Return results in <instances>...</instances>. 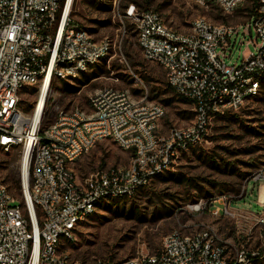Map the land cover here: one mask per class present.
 Listing matches in <instances>:
<instances>
[{"label":"built area","instance_id":"built-area-1","mask_svg":"<svg viewBox=\"0 0 264 264\" xmlns=\"http://www.w3.org/2000/svg\"><path fill=\"white\" fill-rule=\"evenodd\" d=\"M197 1H215L230 13L244 0ZM73 2L0 0V146L19 147L29 163L22 199L0 182V264H264V215L258 219L260 243L233 251L211 225L174 230L159 251L120 260L83 262L62 246L75 240L79 225L101 204L135 196L182 153L201 145L216 116L239 111L261 93L264 0L241 26L199 17L185 31L169 25L160 11L135 4L126 8L124 16L136 25L144 57L161 64L176 91L194 100L191 123L162 132L163 104L137 97L129 88L106 86L91 96L89 110L55 105L56 120L43 130L53 79L79 77L113 48L111 39H95L72 21ZM243 44L254 49L242 51ZM235 47L241 61H233ZM28 85L41 89L32 113L20 107ZM107 138L132 151L130 163L99 168L79 180L73 164ZM222 205L212 213L236 217L231 202Z\"/></svg>","mask_w":264,"mask_h":264},{"label":"rangeland","instance_id":"rangeland-1","mask_svg":"<svg viewBox=\"0 0 264 264\" xmlns=\"http://www.w3.org/2000/svg\"><path fill=\"white\" fill-rule=\"evenodd\" d=\"M135 4L160 11L166 22L185 31L192 22L205 17L214 23L241 26L249 19L252 0H244L233 12L224 11L215 1L197 0H74L71 19L87 29L95 39L109 38L111 52L86 73L74 79H54L47 100L42 129L56 120L55 105L70 110L90 109V98L106 86L129 88L137 97L145 96L166 107L161 119L162 132L174 125L191 123L195 105L178 99L168 91L165 68L144 57L135 23L125 18V10ZM250 37V36H249ZM251 38V37H250ZM253 38L255 34L253 33ZM254 45L243 44L242 51ZM233 61H241L237 47ZM230 61V58H228ZM39 85H28L20 94V107L32 113L40 97ZM29 108V109H28ZM216 116L207 139L198 147L182 153L165 172L120 206L101 204L77 229L73 242H65L64 251L76 260H120L142 252L155 253L164 237L174 231L191 232L204 225L213 226L231 251L241 244L258 245L264 215V86L260 96L251 98L239 111ZM132 151L114 139L99 141L73 164L79 180L99 168L130 163ZM19 147L0 146V182L16 198L23 197V160ZM20 177L21 187L15 185ZM231 202L236 217L216 216L211 209ZM262 202V204H261ZM200 207V209H198Z\"/></svg>","mask_w":264,"mask_h":264},{"label":"trees","instance_id":"trees-1","mask_svg":"<svg viewBox=\"0 0 264 264\" xmlns=\"http://www.w3.org/2000/svg\"><path fill=\"white\" fill-rule=\"evenodd\" d=\"M253 1V5L251 6V7H248L249 8V11L251 12V14L256 10V8H257V6H258V0H252ZM141 8V6H139V9ZM145 9H149V8H145ZM250 14V15H251ZM53 81H54V79H53ZM52 81V82H53ZM264 86V77H263V80H262V87ZM166 88H167V90L168 91H171V92H173V94L178 98V99H180V100H184V101H191V102H193L194 103V105H195V102H194V100L193 99H190V98H188V97H185V96H183V95H181L180 93H178L177 91H176V89L168 82V83H166ZM262 90V89H261ZM261 94V93H260ZM260 94L259 95H257V96H255L254 98H256V97H258V96H260ZM29 109V108H28ZM225 114V113H224ZM224 114H223V116H224ZM222 114H220V115H218V116H221ZM222 116V117H223ZM15 185L18 187V188H20L21 187V179H20V177H15ZM126 200H124V199H116V200H114L113 201V205H116V206H120L121 205V203L122 202H125ZM105 203V202H104ZM103 203V204H104ZM109 204L110 203H105V205H108L109 206ZM111 205V204H110Z\"/></svg>","mask_w":264,"mask_h":264},{"label":"bare ground","instance_id":"bare-ground-1","mask_svg":"<svg viewBox=\"0 0 264 264\" xmlns=\"http://www.w3.org/2000/svg\"><path fill=\"white\" fill-rule=\"evenodd\" d=\"M46 90H47V87H45V89L43 91V97L46 94ZM41 108H42V105H39V108L37 111L38 113L41 111ZM28 169H29V163L27 162V159H25V160H23V173H24V178L26 179V181L28 179Z\"/></svg>","mask_w":264,"mask_h":264},{"label":"crops","instance_id":"crops-1","mask_svg":"<svg viewBox=\"0 0 264 264\" xmlns=\"http://www.w3.org/2000/svg\"><path fill=\"white\" fill-rule=\"evenodd\" d=\"M260 188H261V189H259V193L261 192L262 189H264V183H263V182H262V185H261ZM261 204H262V202H261Z\"/></svg>","mask_w":264,"mask_h":264}]
</instances>
